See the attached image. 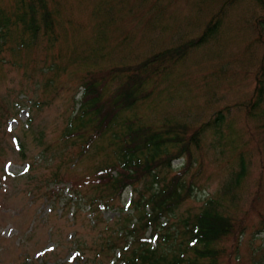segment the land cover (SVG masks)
Masks as SVG:
<instances>
[{
  "label": "rangeland",
  "instance_id": "rangeland-1",
  "mask_svg": "<svg viewBox=\"0 0 264 264\" xmlns=\"http://www.w3.org/2000/svg\"><path fill=\"white\" fill-rule=\"evenodd\" d=\"M44 6L53 17L46 36ZM219 13L217 42L151 63L147 70L157 69L158 75L142 89H151L149 96L122 112L154 128L176 122L187 130L209 121L217 110L226 114L225 140L214 148L213 135L206 134L202 166L187 174L194 177V190L177 215L197 212L237 171L242 151L247 175L229 212L242 216L247 210L250 217L242 236L220 244L221 264H263L264 225L258 214L264 220V119H250L247 105L264 61L258 27L264 22V0H0V16L7 20L0 30V264H121L120 251L111 248L122 246L116 239L124 234L118 218L132 212L131 191L102 210L101 220L94 219L85 202L95 193L94 169L112 161L110 148L102 149L104 141L97 140L89 153L70 162L79 143L63 137L68 118L76 113L89 76L180 50ZM32 16L40 26L36 42L29 35L19 41ZM124 79L108 82L104 98ZM45 80L52 85L44 86ZM182 163L173 161V170Z\"/></svg>",
  "mask_w": 264,
  "mask_h": 264
},
{
  "label": "trees",
  "instance_id": "trees-1",
  "mask_svg": "<svg viewBox=\"0 0 264 264\" xmlns=\"http://www.w3.org/2000/svg\"><path fill=\"white\" fill-rule=\"evenodd\" d=\"M229 2L231 4L234 0ZM42 10L43 26L46 23L42 36H46L53 17L46 12V6ZM31 13L34 16L32 10ZM220 14L210 20L198 38L182 45L180 50L169 49L137 65L112 69L106 75L89 76L82 83L78 109L68 118L63 137L76 139L79 143L78 153L70 162L75 163L89 153L94 148L91 144L97 140L104 141L102 149L110 148L112 161L107 165L100 163L94 169L91 187L95 193L85 202L95 219L101 220L100 212L108 209L111 203L120 202L123 193L131 190L132 212L126 216L119 214L123 217L118 218L124 234L123 238L116 239L122 241V246L113 245L111 248L120 251L118 259L121 264H221L224 249L220 244L230 237L242 236L246 231L250 217L246 216L247 210L242 211V216L229 212L241 198L242 181L247 175L248 166L242 151L237 154V171L223 180L219 190L206 198L197 212L177 215L194 190V177L187 178V174L193 168H196L195 172L199 171L202 166L201 151L205 149L202 142L206 134L213 135L216 142L214 148L225 140L228 132L226 114L217 110L209 121L187 130L186 126L176 122H164L154 128L138 123L135 117H125L122 112L149 96L151 89L144 92V87L158 75L157 69L147 70L151 63L153 66L182 58L189 48L205 45L211 40L217 42L222 25ZM33 16L27 21L19 41L29 35L32 38L30 42H36L40 26ZM6 21L0 16V30L5 27ZM258 27L264 34V22H259ZM3 49L4 45L0 44V53L4 52ZM3 60L0 58L1 64ZM123 75L125 79L117 90L104 98L103 91L108 82ZM255 76L256 89L254 98L247 105V116L255 119L259 115L260 121L264 119V61L260 62ZM43 84L52 85L48 80ZM178 159H183V163L173 170L172 163ZM80 198L78 201L81 202L83 198ZM258 215L261 225H264L263 214L260 212ZM147 231H150L149 236L144 238ZM259 260L264 264L263 256Z\"/></svg>",
  "mask_w": 264,
  "mask_h": 264
}]
</instances>
